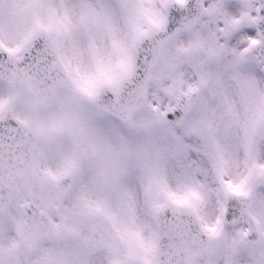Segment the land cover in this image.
<instances>
[{
    "label": "snow or ice",
    "instance_id": "snow-or-ice-1",
    "mask_svg": "<svg viewBox=\"0 0 264 264\" xmlns=\"http://www.w3.org/2000/svg\"><path fill=\"white\" fill-rule=\"evenodd\" d=\"M0 264H264V0H0Z\"/></svg>",
    "mask_w": 264,
    "mask_h": 264
}]
</instances>
